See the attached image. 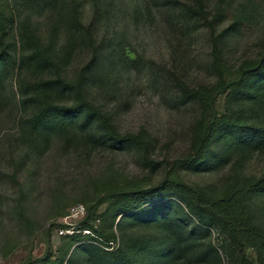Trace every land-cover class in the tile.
<instances>
[{
  "label": "rangeland",
  "instance_id": "rangeland-1",
  "mask_svg": "<svg viewBox=\"0 0 264 264\" xmlns=\"http://www.w3.org/2000/svg\"><path fill=\"white\" fill-rule=\"evenodd\" d=\"M0 19V264H237L200 215L264 233V0H0ZM79 104L150 141L61 109Z\"/></svg>",
  "mask_w": 264,
  "mask_h": 264
},
{
  "label": "trees",
  "instance_id": "trees-1",
  "mask_svg": "<svg viewBox=\"0 0 264 264\" xmlns=\"http://www.w3.org/2000/svg\"><path fill=\"white\" fill-rule=\"evenodd\" d=\"M3 23L4 21L0 19L1 27L4 26ZM1 45H2V49L0 50V72L5 68L6 63L9 61L8 57L10 56L8 54L7 44L5 43V40L3 39V37H2ZM257 71H261V73L264 74V58L261 61V64L259 65ZM61 109L65 111L67 115L69 114L71 117H81L82 120L86 123L87 127H89V124L92 123L95 119H99L101 123L105 127H107V129L112 133L113 139L115 141L124 142L128 140H132L134 144L141 146L144 139H147L145 138L147 137L146 133H143V132H141L137 136L128 135L123 138L117 137L114 134L112 128L109 126L107 118H105L98 109L94 108L93 106L89 104H79V105H75L72 107H62ZM46 112H50L49 109L44 111V113L41 112L36 123L41 122L43 119L47 118ZM246 122H247V118L244 115H241L239 117L228 118L226 121H224L223 124L226 127L225 131L235 130L236 128L239 130L241 129L243 130L244 129L243 127L246 125ZM212 126L218 128L220 127V124L213 123ZM205 134H206L205 136L203 137L201 136L200 141H198L197 143V150H195L196 155L192 157L193 162L197 161V163H201L199 161L207 157L212 139L216 136L217 132L213 131L212 134H210V132L205 133ZM148 138L150 139V137ZM180 187L184 191H186L187 194L195 193V190L193 188L183 186V185H180ZM156 195L158 194L153 192V193L145 194L139 198H136L134 199L130 207L131 206L141 207V205L147 203L149 198L155 197ZM198 199H199L200 205L204 204L202 203L203 197L198 196ZM219 205H220L219 202L214 201V202L208 203L207 206L205 207L207 208V212H213L212 210L217 209ZM213 213L215 214V212ZM217 214L218 216L217 215L209 216L206 212L201 211L200 216L202 217L203 225L208 226L209 225L208 222H210V220L212 219L217 221V224L221 228L223 235H225V237L227 238L226 241L230 244L231 246L230 248L233 250L232 255L233 254L237 255V259H236L237 264H254L253 262L249 260L246 254V247L248 246L245 241L247 238H251L252 240L258 241L259 245L262 248H264V233H262L260 230L255 229L252 226V222L248 214L242 209L240 210L235 209L229 212H225L221 215L219 213ZM207 216L210 220L207 218ZM86 230L90 231L89 229H86ZM80 234L81 233H79L78 235ZM216 255H217L216 258L218 259L219 256L218 254ZM111 264H119V263H117L116 261H112ZM258 264H264V260L260 261Z\"/></svg>",
  "mask_w": 264,
  "mask_h": 264
},
{
  "label": "built area",
  "instance_id": "built-area-1",
  "mask_svg": "<svg viewBox=\"0 0 264 264\" xmlns=\"http://www.w3.org/2000/svg\"><path fill=\"white\" fill-rule=\"evenodd\" d=\"M73 214H75L76 216H79V215L83 214V210H82L81 206L74 208L73 209Z\"/></svg>",
  "mask_w": 264,
  "mask_h": 264
}]
</instances>
